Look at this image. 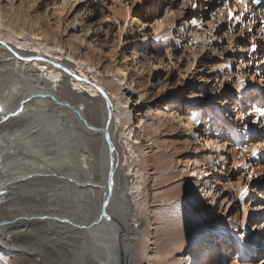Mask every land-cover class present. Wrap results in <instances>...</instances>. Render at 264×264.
Instances as JSON below:
<instances>
[{
	"label": "bare ground",
	"instance_id": "obj_1",
	"mask_svg": "<svg viewBox=\"0 0 264 264\" xmlns=\"http://www.w3.org/2000/svg\"><path fill=\"white\" fill-rule=\"evenodd\" d=\"M15 1L9 0L0 6V40L4 42L0 44V264H140L144 258L153 264H188L190 256L195 261L193 264H207L203 250L194 252L191 248L189 252L188 246L199 245L200 250L207 241L205 224L210 222L205 219L208 205L205 195L207 189L212 192L214 186L207 188L201 181L219 167L214 163L213 153L208 165L206 152V159H201L198 153L194 160L199 166L204 162L206 167L189 170V158L185 161L187 169L180 170L176 154L157 150L160 139L156 132L179 118L169 110L175 98L170 97L163 108L156 111V122L149 124L141 115L133 123L127 106L131 95L138 90L134 85L142 87L148 81L137 79L126 64L116 62V65L115 61L108 67L113 78L100 79L95 73L96 82L88 80L86 77L92 74L89 70L94 71L97 65L90 56L93 52H88L85 59L76 57L72 51L80 49V44L72 37L62 39L58 23L57 26L46 25L40 22V17L32 20L29 18L32 7L28 6L31 0L17 4ZM153 16L156 20L153 29L159 32L167 22L164 17L159 21L157 15ZM68 49L70 57L79 61L78 68L83 70L85 78L78 75L74 66L73 71L70 69L69 61L61 62ZM70 76L75 77L73 85L85 94L72 88ZM244 81L243 86H234V91L241 92L249 86L258 92L253 80ZM259 91L262 92L260 88ZM96 92L98 97L93 95ZM137 93L140 97L144 95ZM242 93L245 97L246 93ZM242 101L246 103L245 98ZM54 102L67 109L57 107ZM198 107L192 104V112L179 120L178 127H184V132L189 133L187 144H196L199 139L195 136L202 137L196 130L200 119ZM237 112L238 115L239 110ZM245 112L240 114L246 120ZM252 114L254 119V112ZM132 135L130 143L137 157L130 162L131 156H125L128 152L124 150L123 139L129 141ZM205 138L213 147L214 137ZM230 148H233V164L250 158L255 166L252 175L264 177V163L251 152L256 148L257 155L264 153V140L249 143L248 152L240 147ZM196 149L203 152L204 148L197 143ZM132 167L141 170L142 194L150 200L149 204H158L155 208L158 211L169 208V212L156 216L148 207L144 210L128 202L127 191H124L128 185L125 171ZM173 168L178 172H172ZM218 171L214 182L226 186L228 179H222L223 171ZM151 179L152 186L147 183ZM162 184L164 188L159 190ZM237 187L229 196L246 198L241 192L245 188L246 192L250 191L249 185L243 186L237 180ZM258 188L261 189V185ZM216 193L223 196L221 191ZM240 202L241 221L247 222L254 207L264 209V201L249 205L246 198ZM72 203L78 210L70 211ZM83 206L85 210L80 208ZM132 208L135 216L142 210L147 211L151 219L147 229L138 228L136 220L127 217ZM261 217V214L254 215V225L260 224ZM223 227L234 232L236 252L247 258L252 253L264 254V239L259 243L246 238L249 235L240 236L239 225L224 218L216 219L211 227L213 234ZM161 233L171 239L160 245L157 241ZM150 246H155L156 256L146 254L145 249ZM177 252L179 255L175 254ZM260 260L264 264V256ZM227 264H238V261Z\"/></svg>",
	"mask_w": 264,
	"mask_h": 264
},
{
	"label": "rangeland",
	"instance_id": "obj_2",
	"mask_svg": "<svg viewBox=\"0 0 264 264\" xmlns=\"http://www.w3.org/2000/svg\"><path fill=\"white\" fill-rule=\"evenodd\" d=\"M8 1L0 0V6L3 7L9 3ZM21 1L24 3L25 0H16L15 3H21ZM194 1L196 0H191V3ZM196 3L199 7L195 10L192 9L191 5H188L186 0H31L28 6L32 7L29 18L37 20V17H40L39 20H45L40 22L43 24L45 22L46 25L57 26L58 23L62 39L66 40L72 37L76 43L80 44V49L72 51L73 55L85 59L88 57V52H93L90 56L97 65L94 71L85 67L89 72H92L89 77H86L83 70L78 68L79 61L70 57V49H68L67 55L61 57V62L69 61L71 63L70 69L73 71L72 66H74L81 77H86L94 82H96L93 77L95 73L100 79L113 78V75L108 73V67L110 63L115 61L114 64L116 62L120 65L126 64L137 79L146 80V83L148 81V84L145 85L144 83L142 87L138 84L134 85V88L138 87L137 92L144 95L140 97L137 92L131 95V102L127 107L133 117V123L138 121L141 115L147 118L149 124L156 122V111L162 109L170 97L175 98L170 104L169 110L171 114L179 118L169 122L171 126H162L156 132L160 139V148L157 150L176 154L178 159L176 165L180 170L187 169L185 161L191 158L188 167L191 171L198 167H206L204 162L200 164L202 166H199L194 161L198 153L201 159H206L204 155L208 152L206 155L208 165H211L210 156L213 153L214 163H217L218 170L223 171V174L220 175L221 178L224 177L229 181L226 186H223L222 183L218 186V183L214 182L213 179L217 173L219 174L218 170H216L217 173L212 171L210 177L204 175L205 178H202L201 182L203 185L206 184L207 188L214 186L212 192L207 189L205 195L208 205L205 207L206 218H204L210 222L205 224L204 239L206 238L207 241L200 250L197 248L199 245L190 244L188 246L189 252L192 251L191 248L194 249V252L203 250L207 264H227L235 260L238 261V264H261L260 258L264 254L252 253L251 257L247 258V256L236 252L237 247H235V240H233V231L223 227L220 232L214 235L211 227L215 224L216 219L224 218L239 225L237 231L240 232V236L249 235L246 238L250 237L259 243H261V239H264V231L261 229L264 225V209L259 207H254V210L251 209L250 218L245 222V219L241 221L243 214L240 204V201L246 198L249 200V205H254L256 201H264V177L261 174L252 175L251 172L255 166L250 162V158L240 159L236 164H233L231 155L233 148H230L240 147L248 152L250 150L247 148L249 143L253 145V142L259 143L260 140H264V124H262V119L258 118L259 113L249 110L243 102L242 106L237 102V98L240 97L241 101L245 98L246 103L250 106L257 96L264 94V48L255 31L244 26L229 31L228 24L222 20L220 14L216 15L217 18L212 16L214 5L209 7L202 0H198ZM153 15H157L159 21L164 17L167 22L165 28L159 32L153 29L156 23ZM193 17L201 21V26L195 27L188 23ZM7 30L5 28L4 32ZM229 40L233 41L231 47L228 44ZM163 42L168 44L167 47ZM252 43L257 46L254 52L250 49ZM124 54L128 57L125 58ZM74 78L70 76L72 88L80 94H85L82 89L73 85ZM241 79L253 80L258 92L255 93L257 90L249 86L243 88L241 92L234 91L235 87L240 86L239 81ZM236 83L237 85H235ZM85 88L87 91L89 90V93H92L87 86ZM259 88L261 93H259ZM174 92L175 96L172 95ZM242 92L246 93L245 97ZM93 95L98 97V92L93 93ZM47 100L50 102V99ZM54 103L57 107L67 109L65 105L59 102ZM194 103L199 106L197 109H199L198 116H200L196 130H198V134H202V137L200 135L194 136L199 139L197 143L204 148L203 152H197V143L187 144L186 140L189 138V133L184 132V127H178L180 117L191 113V105ZM69 110L74 113L73 110ZM238 110L239 114L237 115ZM241 112L248 115L246 120L240 114ZM252 112L255 114L254 119L251 118ZM220 121H224L230 131L226 132L225 129H222V134L219 131ZM139 129L140 127L137 126L136 130ZM231 130H234V137H229ZM227 133L229 135L225 139L224 135ZM133 136L129 141L123 139L124 150L128 152V155L125 154V156H131L130 162L137 157L130 143L133 141ZM205 137L208 139L214 137L215 144L213 147L207 143ZM124 150L122 149V151ZM255 159L260 160V163L263 164L264 153L258 154L257 157L255 155ZM172 172H178V170L173 168ZM125 173L128 177V185H125L124 191H127L129 203L135 207L141 206L144 210L148 207L154 211L156 216H163L166 211L169 212V208L158 211L155 209L158 204L155 203V206L149 204L150 200L143 196V177H141L139 167H132ZM152 176L156 175L152 174ZM237 180L243 186L249 185L250 191L245 193L246 198H231L229 196L237 190ZM147 183H151V186L154 185L152 179ZM260 185L262 190L258 188ZM163 188L164 185L162 184L159 190ZM220 188L221 195L225 197L216 196V192L219 193ZM69 208L70 211L77 209L74 203L69 204ZM80 208L85 210V206ZM133 208L127 217L130 216L135 219L138 228L147 229L151 220L147 211L142 210L135 216ZM258 214L262 215L258 220L261 225H254V215ZM90 222L91 220L88 223ZM223 231L225 233L221 235ZM169 239L171 238L168 235L161 233L157 244L161 245ZM222 243L226 246L224 247ZM154 249L155 246L146 248V254L156 256ZM175 254L179 255L178 252ZM190 258L188 264H193L195 261L192 256ZM154 261L157 262V258ZM140 264L153 263H149L144 258Z\"/></svg>",
	"mask_w": 264,
	"mask_h": 264
},
{
	"label": "snow or ice",
	"instance_id": "obj_3",
	"mask_svg": "<svg viewBox=\"0 0 264 264\" xmlns=\"http://www.w3.org/2000/svg\"><path fill=\"white\" fill-rule=\"evenodd\" d=\"M186 2L191 3V0H186ZM253 2L259 4L261 2V0H253ZM231 3H232V0H222V7H220L218 9V11H219V13L221 15V18H223L224 13L226 12L228 20H229L230 23L232 21H236L237 23H240L242 21V17L244 15V13L247 12L248 0H235V3L237 5H240L243 8V11L239 12V14H237L238 9L233 8L231 6ZM181 6L183 7L184 5L182 4ZM191 7H192L193 10H195V9H197L199 7V5L196 4V3H191ZM188 23H190L192 26H195V27L201 26V21H199L196 17H193L191 19V21H189ZM2 43H4V42L2 40H0V44H2ZM228 44H229V47H231L232 44H233V41L229 40ZM5 46H7V45H5ZM256 47H257L256 44L252 43L250 45L251 51L254 52L256 50ZM57 51H59V49H57ZM244 83H245V81L243 79H241L239 81L240 86H243ZM257 111H258L260 117H264V108H259V109H257ZM240 118L242 119L243 117H240ZM251 152H252L253 156L257 155V149L256 148H252ZM192 175H195V173H192ZM246 191H247V189L245 188L241 192V196L242 197L245 195ZM209 195H211V194L209 193Z\"/></svg>",
	"mask_w": 264,
	"mask_h": 264
},
{
	"label": "water",
	"instance_id": "obj_4",
	"mask_svg": "<svg viewBox=\"0 0 264 264\" xmlns=\"http://www.w3.org/2000/svg\"><path fill=\"white\" fill-rule=\"evenodd\" d=\"M2 109V107L0 106V110Z\"/></svg>",
	"mask_w": 264,
	"mask_h": 264
}]
</instances>
